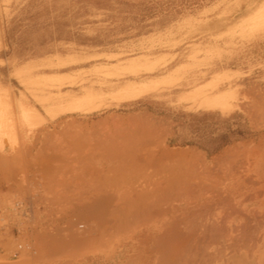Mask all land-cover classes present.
Instances as JSON below:
<instances>
[{
  "label": "rangeland",
  "instance_id": "374dc122",
  "mask_svg": "<svg viewBox=\"0 0 264 264\" xmlns=\"http://www.w3.org/2000/svg\"><path fill=\"white\" fill-rule=\"evenodd\" d=\"M263 105L264 0H0V264H194L164 214Z\"/></svg>",
  "mask_w": 264,
  "mask_h": 264
},
{
  "label": "bare ground",
  "instance_id": "6f19581e",
  "mask_svg": "<svg viewBox=\"0 0 264 264\" xmlns=\"http://www.w3.org/2000/svg\"><path fill=\"white\" fill-rule=\"evenodd\" d=\"M23 115L25 124L32 123L31 113L23 111ZM240 148H227L209 162L195 158L191 180L184 186L185 193L181 191L190 199L178 198L179 204L164 214L169 226L161 230L160 240L174 232L177 239H183L182 230L189 225L193 256L190 261L194 264H264V148ZM135 161L139 162V158ZM182 206L189 208V218L176 220L175 214L182 211Z\"/></svg>",
  "mask_w": 264,
  "mask_h": 264
},
{
  "label": "crops",
  "instance_id": "0c3cea01",
  "mask_svg": "<svg viewBox=\"0 0 264 264\" xmlns=\"http://www.w3.org/2000/svg\"><path fill=\"white\" fill-rule=\"evenodd\" d=\"M230 143H233V141H231Z\"/></svg>",
  "mask_w": 264,
  "mask_h": 264
}]
</instances>
